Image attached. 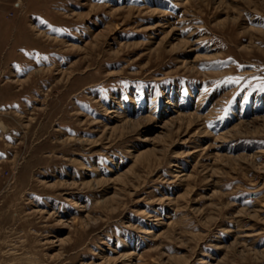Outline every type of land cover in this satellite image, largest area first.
<instances>
[{
	"label": "rangeland",
	"instance_id": "374dc122",
	"mask_svg": "<svg viewBox=\"0 0 264 264\" xmlns=\"http://www.w3.org/2000/svg\"><path fill=\"white\" fill-rule=\"evenodd\" d=\"M261 86L264 0H0V264H264Z\"/></svg>",
	"mask_w": 264,
	"mask_h": 264
},
{
	"label": "bare ground",
	"instance_id": "6f19581e",
	"mask_svg": "<svg viewBox=\"0 0 264 264\" xmlns=\"http://www.w3.org/2000/svg\"><path fill=\"white\" fill-rule=\"evenodd\" d=\"M36 33H37V35H44V33L42 32V31H40L39 29L38 30H36ZM46 36V35H45ZM180 44H183L182 42L180 43ZM178 120H180V118L178 119ZM182 124V123H181ZM189 125V124H188ZM179 126V125H178ZM238 129V127H236V128H234V130H235V132H237L238 134H241V133H243V132H240V131H238L237 130ZM259 131V130H258ZM231 132V131H230ZM230 132H228V133H225V132H223V133H221L222 135L221 136H216V139H218V140H222V141H226V140H228V137H230V136H233V134H231ZM233 133V132H232ZM244 133H247V132H244Z\"/></svg>",
	"mask_w": 264,
	"mask_h": 264
},
{
	"label": "snow or ice",
	"instance_id": "6c2138e0",
	"mask_svg": "<svg viewBox=\"0 0 264 264\" xmlns=\"http://www.w3.org/2000/svg\"><path fill=\"white\" fill-rule=\"evenodd\" d=\"M231 82H234V83H239V80H235V81H231ZM261 91H264V86H261ZM225 111H227V109H225Z\"/></svg>",
	"mask_w": 264,
	"mask_h": 264
}]
</instances>
